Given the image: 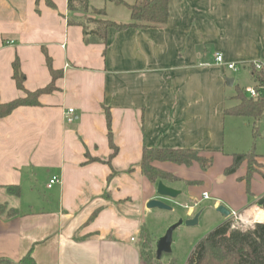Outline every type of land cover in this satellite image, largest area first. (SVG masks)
<instances>
[{"label": "crops", "instance_id": "1", "mask_svg": "<svg viewBox=\"0 0 264 264\" xmlns=\"http://www.w3.org/2000/svg\"><path fill=\"white\" fill-rule=\"evenodd\" d=\"M50 1L0 0V101L24 96L12 77L15 58L26 90L44 88L51 70L58 73L38 104L0 118V201L17 211L0 216V258L18 262L30 252L36 264H148L140 257L142 228L153 248L166 230L150 225L161 215L146 208L150 199L170 205L188 197L185 219L203 204L199 218L217 213L219 224L228 218L216 211L223 205L241 214V230L263 223L264 155L255 153L248 185L247 160L224 172L240 153L233 119L246 117L224 113L238 102L227 90L236 71L215 54L251 70V61L264 60V0H168L164 25L110 27L105 41L83 35L87 18H96L90 10ZM88 1L104 18L126 23L135 0ZM122 5L129 12L119 14ZM153 147L193 148L212 164L154 161L178 178L162 181L180 190L175 198L159 196L158 181L139 165L143 149ZM53 175L59 181L49 187Z\"/></svg>", "mask_w": 264, "mask_h": 264}, {"label": "trees", "instance_id": "2", "mask_svg": "<svg viewBox=\"0 0 264 264\" xmlns=\"http://www.w3.org/2000/svg\"><path fill=\"white\" fill-rule=\"evenodd\" d=\"M52 5L50 0H45ZM120 2L121 0H116ZM70 11L77 10L82 12H90L96 18H87L90 26H83V35H91L96 41H105L107 29L110 27L116 29L125 28H149L160 27L167 22L168 19V0H135L129 5L130 21L126 23H117L104 18L103 9L91 8L88 0H67ZM87 40V39H86ZM46 62L50 67V59L46 57ZM12 77L16 83V87L24 91V96L15 98L8 102L0 101V118L9 114L19 105H36L37 98L43 92H48L53 87V79L58 75L51 70L52 81L44 88L33 91L26 90L23 86L24 74L19 67L18 59L12 62ZM252 79L255 82V88L264 86V72L251 70ZM234 98L238 102L224 110L227 115L239 117H251L258 120L264 112V95L257 98H248L239 89ZM106 120L108 129L110 127V116L106 112ZM110 139V129H109ZM110 145L111 140H110ZM113 152L116 148L112 145ZM255 156L254 148L247 152L233 154V161L230 166L225 168L226 174L233 173L239 164L247 160L248 169L246 173V182L249 183L252 169L250 160ZM87 161H97L95 158H89ZM154 161H170L176 164H184L189 166L193 161H197L201 168L206 169L212 164L211 157L199 155V151L193 148L184 149H164V148H144L139 162L141 172L152 182L159 180L176 181L177 177L172 174L155 167ZM14 193H18V188L9 186L7 188ZM264 209V203L262 205ZM17 215L15 208L9 207L6 203L0 201V216L13 217ZM231 218H226L221 223L215 225L211 230L204 234L194 245L185 264H264V222L255 223L252 228L241 230L233 228ZM140 257L148 264H164L161 259L157 260L152 245L150 232L144 227L140 233L139 242ZM170 253H168L169 255ZM167 255V254H166ZM0 264H36L31 253H26L18 262H12L7 258H0ZM166 264H174L173 259H169Z\"/></svg>", "mask_w": 264, "mask_h": 264}, {"label": "rangeland", "instance_id": "3", "mask_svg": "<svg viewBox=\"0 0 264 264\" xmlns=\"http://www.w3.org/2000/svg\"><path fill=\"white\" fill-rule=\"evenodd\" d=\"M117 10L119 14L121 11L129 12L128 8L124 5L118 7ZM262 48L264 49V44L263 47H260V51ZM238 67V72L236 71V73H232L231 76L234 78L235 84L228 87L227 90L228 92H231L232 95H234L239 89L246 97L251 98L249 95V89L255 88V82L250 75L251 69L248 67H243V65H238ZM259 92L264 94V86L259 88ZM233 122H236L238 124L237 126L239 127V140L236 143V149H238L240 153H243L254 148V152L256 154L264 155V112L258 120H255L251 117H246V119L234 118ZM254 164H256V161H254V158L252 157L250 160V165L253 166ZM190 203L191 202H189L188 197L184 198L183 195L178 197L175 201L170 203L171 209L161 210V215L159 218L155 219L150 225L158 227V232H160L165 228L167 229L169 225L177 222L179 219L185 220L184 217L186 209L184 208V205H190ZM202 207L203 204L195 207V214L199 212ZM214 214L217 213L206 212L201 214L197 224L193 226L183 224L177 227L172 233L170 254L168 255V253H166L167 255L165 254L162 257L161 262L166 264L169 259H173L174 264H185L196 242L201 237H203L205 233L217 225L214 224V219L216 217ZM231 221L233 222L232 218Z\"/></svg>", "mask_w": 264, "mask_h": 264}, {"label": "water", "instance_id": "4", "mask_svg": "<svg viewBox=\"0 0 264 264\" xmlns=\"http://www.w3.org/2000/svg\"><path fill=\"white\" fill-rule=\"evenodd\" d=\"M232 81H233L232 78L226 79V82L228 83V85H231ZM156 193L159 196L175 198L177 195L180 194V190L175 189L171 186H168L162 180H159L156 186ZM263 202H264V197L259 200L258 205L261 206ZM146 208L148 209L157 208L160 210H170L171 209L170 205L158 199L148 200L146 202ZM216 211L219 212L224 217H229L231 214V212L223 205L218 206L216 208ZM199 215H200V212H197L196 214H194L193 217L185 219V220L179 219L177 222L167 227V229L165 230V233L162 236H160L155 242V255H156L157 260L161 259L163 254L170 253V244H171L173 231L177 227L183 224L188 225V226H193L197 224Z\"/></svg>", "mask_w": 264, "mask_h": 264}, {"label": "built area", "instance_id": "5", "mask_svg": "<svg viewBox=\"0 0 264 264\" xmlns=\"http://www.w3.org/2000/svg\"><path fill=\"white\" fill-rule=\"evenodd\" d=\"M215 61L218 64H224L230 70L237 71L239 69V67L236 64H234V63H231V62L225 63L223 55L221 53H219V52L215 54ZM250 65L253 67L254 70L263 71L264 72V60H253V61L250 62ZM259 88H261V87H259ZM259 88L258 89L250 88L249 89V95H250L251 98H257L260 95L261 96L264 95L263 93L259 92ZM64 119H65V122H67V123H70V122L73 121V108H68L67 109L66 113L64 114ZM58 181H59V178L56 175H53L49 179L48 186L50 187L51 184H53L55 182H58ZM202 197L206 199L209 196H208V194L206 192H203L202 193ZM230 216L233 219V222H232L231 226L233 228H239L240 224L242 223L241 214L237 213L235 211H232Z\"/></svg>", "mask_w": 264, "mask_h": 264}]
</instances>
